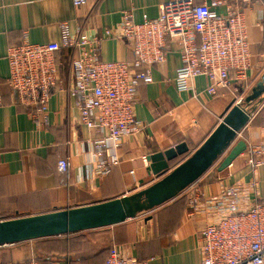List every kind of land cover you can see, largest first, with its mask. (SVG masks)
Returning a JSON list of instances; mask_svg holds the SVG:
<instances>
[{
  "label": "crops",
  "instance_id": "0c3cea01",
  "mask_svg": "<svg viewBox=\"0 0 264 264\" xmlns=\"http://www.w3.org/2000/svg\"><path fill=\"white\" fill-rule=\"evenodd\" d=\"M167 1L90 0L77 8L72 0H0V220L102 203L148 188L157 181L147 171L151 155L185 143L189 153L171 163L176 167L202 146L239 98L244 99V110H255L237 140L264 146V95L250 105L244 103L264 76V0L244 12L253 55L248 82L236 81V93L224 90L210 96L207 80L200 77L188 92L180 93L175 87L181 66L179 48L170 45L166 63L153 70L154 81L138 89L135 116L142 130L124 140L119 163L107 176L100 177L94 170L96 133L81 124L70 93V51L60 53L62 84L51 94L48 125L34 122L30 112L35 109L18 103L8 85L7 53L23 33L33 44L60 42L61 25L66 23L72 34L81 29L89 36H102L105 29L120 24L126 11L136 23L145 17L157 19ZM100 53L107 62L134 59L124 41H103ZM61 161L68 162L67 170L60 168ZM233 185L242 187L241 207L264 200V166L252 170L246 151L224 171L209 170L193 189L171 201L185 200L173 222L161 213L163 207L157 208L156 215L143 213L112 227L0 247V264H105L112 248L139 260L155 258L149 264H200V233L213 220L209 200ZM199 195L203 198L198 211L189 217L188 203Z\"/></svg>",
  "mask_w": 264,
  "mask_h": 264
},
{
  "label": "built area",
  "instance_id": "2783aa9c",
  "mask_svg": "<svg viewBox=\"0 0 264 264\" xmlns=\"http://www.w3.org/2000/svg\"><path fill=\"white\" fill-rule=\"evenodd\" d=\"M89 1L72 0L77 8ZM259 2L168 0L157 19L145 17L142 23H136L133 14L126 11L120 24L105 29L102 36H89L81 29L72 34L64 23L60 42L47 44L31 43L25 32L20 43L8 49L9 88L18 103L35 109L30 112L34 122L48 125L51 94L62 84L60 53L70 51V93L81 124L96 133L94 170L100 177L107 176L119 163L124 140L142 130L135 116L138 89L154 81L153 70L166 63L170 45L179 48L181 66L176 71L175 87L180 93L188 92L200 77L207 80L210 96L224 90L236 93V81L248 82L246 72L252 67L253 55L244 12ZM219 8L225 12H217ZM106 40L126 42L132 49L133 62L102 60L100 48ZM243 100L239 98L237 104ZM246 152L252 170L264 166V146L247 145ZM59 166L62 170L69 167L67 161ZM198 181L184 191L193 189ZM241 189L239 185L227 187L220 197L209 200L213 220L200 233V264H264V200L241 207ZM201 198L190 199L189 217L198 211ZM154 259L139 260L112 248L106 264H149Z\"/></svg>",
  "mask_w": 264,
  "mask_h": 264
},
{
  "label": "water",
  "instance_id": "95a60500",
  "mask_svg": "<svg viewBox=\"0 0 264 264\" xmlns=\"http://www.w3.org/2000/svg\"><path fill=\"white\" fill-rule=\"evenodd\" d=\"M263 95L264 76L244 103L250 105L262 100ZM242 105L233 102L202 146L176 167L172 168L171 163L189 153L185 143L151 155L147 171L157 181L148 188L102 203L0 220V247L112 227L174 200L223 157L249 123L251 111L255 109L247 112ZM246 148L245 141H237L218 170L222 172L230 167Z\"/></svg>",
  "mask_w": 264,
  "mask_h": 264
},
{
  "label": "trees",
  "instance_id": "16d2710c",
  "mask_svg": "<svg viewBox=\"0 0 264 264\" xmlns=\"http://www.w3.org/2000/svg\"><path fill=\"white\" fill-rule=\"evenodd\" d=\"M19 43H17V44H19ZM184 204H185V200H183V199L179 200V201L173 203L171 206L165 208L161 213H166L168 215L169 221L173 222L177 218H179L180 208H182ZM160 219H161V214H160ZM1 220H7V219H1ZM110 252H111V249L108 250L106 262L110 256ZM150 258H152V257H150ZM150 258H148L146 260H149ZM106 262H105V264H106ZM27 264H30V263H27Z\"/></svg>",
  "mask_w": 264,
  "mask_h": 264
},
{
  "label": "rangeland",
  "instance_id": "374dc122",
  "mask_svg": "<svg viewBox=\"0 0 264 264\" xmlns=\"http://www.w3.org/2000/svg\"><path fill=\"white\" fill-rule=\"evenodd\" d=\"M251 111V110H250ZM247 112H249V111H247ZM224 158V157H223ZM222 158V159H223ZM222 159H220L217 163H215L214 165V167H212L210 170H215V168L217 167H219V165H220V163H221V161H222ZM176 199V198H175ZM175 199L172 201V202H174L175 201ZM172 202H167V203H165L164 205H162L161 207H158V209H161L162 207H163V209H165V208H167V207H169L170 205H172ZM158 211L159 210H153V211H151V212H146L145 214L146 215H149V216H151L153 213V215H156L157 213H158Z\"/></svg>",
  "mask_w": 264,
  "mask_h": 264
}]
</instances>
